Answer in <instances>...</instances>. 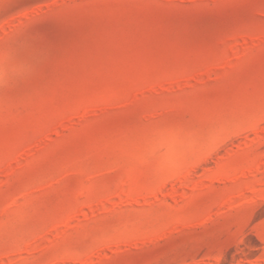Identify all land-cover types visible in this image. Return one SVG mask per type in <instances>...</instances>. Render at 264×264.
<instances>
[{
  "label": "rangeland",
  "instance_id": "374dc122",
  "mask_svg": "<svg viewBox=\"0 0 264 264\" xmlns=\"http://www.w3.org/2000/svg\"><path fill=\"white\" fill-rule=\"evenodd\" d=\"M0 264H264V0H0Z\"/></svg>",
  "mask_w": 264,
  "mask_h": 264
}]
</instances>
